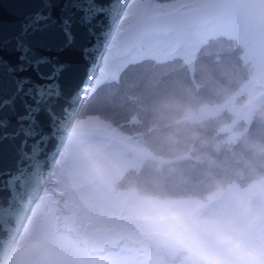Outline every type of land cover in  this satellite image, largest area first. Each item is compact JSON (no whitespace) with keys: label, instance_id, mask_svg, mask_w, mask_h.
I'll return each mask as SVG.
<instances>
[{"label":"trees","instance_id":"16d2710c","mask_svg":"<svg viewBox=\"0 0 264 264\" xmlns=\"http://www.w3.org/2000/svg\"><path fill=\"white\" fill-rule=\"evenodd\" d=\"M212 1L187 0L180 12ZM250 99L258 110L244 108ZM61 157L70 160L63 169L68 178L54 182L57 202L39 198L34 204L44 205L52 223L69 217L70 229L88 225L107 238H149L156 264L173 261L151 253L156 237L138 223L132 192L207 199L206 215L247 224L249 209L264 213V42L227 21L196 28L187 47L165 31L109 58L93 75ZM93 161L101 163L102 178L93 174ZM218 184L223 191H216ZM53 225L77 241L66 227ZM253 229L263 233L264 222ZM97 255L90 249L80 260L62 255L50 264H116Z\"/></svg>","mask_w":264,"mask_h":264},{"label":"snow or ice","instance_id":"6c2138e0","mask_svg":"<svg viewBox=\"0 0 264 264\" xmlns=\"http://www.w3.org/2000/svg\"><path fill=\"white\" fill-rule=\"evenodd\" d=\"M29 5L14 30L0 25V158L9 151L19 167L27 149L46 145L54 108L76 65L85 77L102 62L160 38L181 22L187 0H21ZM83 83V81H81ZM5 185L19 177L0 170Z\"/></svg>","mask_w":264,"mask_h":264},{"label":"rangeland","instance_id":"374dc122","mask_svg":"<svg viewBox=\"0 0 264 264\" xmlns=\"http://www.w3.org/2000/svg\"><path fill=\"white\" fill-rule=\"evenodd\" d=\"M181 22L171 26L166 32L175 37L178 45L187 47V37L190 32L204 25L220 24L227 21H235L242 30L254 37V40L264 42V0H213L210 3L199 5L193 9L180 12ZM108 60V59H107ZM218 68V66L216 65ZM88 110L87 104L82 108ZM81 109V112H83ZM69 160L64 157L55 159L48 179L45 180L37 199L39 201L57 202L55 191L58 186L54 182L57 180L65 181L68 174H63V169L67 170ZM55 185V186H53ZM47 188V189H46ZM36 199V200H37ZM51 213L44 205H33L28 220L20 232L9 259L6 264H50L54 257L66 255L74 259H82L83 254L88 250L99 252L97 257L102 260L107 258L109 261L118 264H156L157 258L150 257L148 254V242L151 239L134 235L127 236L113 235L107 238L99 235L88 225L84 227L71 226V220L62 216L61 219H54L53 223L57 227L64 226L74 233L77 241L72 242L64 233L56 232ZM61 214V213H60ZM67 223V224H63ZM252 229L249 233V244L256 245L258 236ZM79 242L83 243L81 246ZM131 242V243H130ZM155 249L160 256H166L173 263L179 264V258L161 246L155 238L151 242L150 251ZM103 257V258H102Z\"/></svg>","mask_w":264,"mask_h":264},{"label":"clouds","instance_id":"9594fccd","mask_svg":"<svg viewBox=\"0 0 264 264\" xmlns=\"http://www.w3.org/2000/svg\"><path fill=\"white\" fill-rule=\"evenodd\" d=\"M255 100L245 102L244 108L258 110ZM92 172L102 178L103 168L99 161L92 162ZM224 190L218 184L216 191ZM264 195V192L260 193ZM238 202L246 205L237 193ZM137 221L161 246L179 258V264H264V234L258 236L256 245L249 244V233L264 222V213L249 209L247 224L236 217L221 214L206 215L208 200L182 201L156 195L151 192H132Z\"/></svg>","mask_w":264,"mask_h":264},{"label":"water","instance_id":"95a60500","mask_svg":"<svg viewBox=\"0 0 264 264\" xmlns=\"http://www.w3.org/2000/svg\"><path fill=\"white\" fill-rule=\"evenodd\" d=\"M28 7L29 5L22 3L21 0H0V25L6 30H14L17 19ZM94 73L85 77V66L79 64L65 75L64 81L68 90L54 108L55 120L51 123L55 126L49 132L51 138L38 150H34L30 142L27 151L31 159L19 165L24 169L23 172H16L19 161L11 151L0 158V170L7 168L19 177L14 184L5 185L6 178L0 176V264H6L9 259L30 210L45 180L48 179L50 169L64 143Z\"/></svg>","mask_w":264,"mask_h":264},{"label":"bare ground","instance_id":"6f19581e","mask_svg":"<svg viewBox=\"0 0 264 264\" xmlns=\"http://www.w3.org/2000/svg\"><path fill=\"white\" fill-rule=\"evenodd\" d=\"M91 83V82H90ZM90 86V85H89ZM89 88V87H88Z\"/></svg>","mask_w":264,"mask_h":264}]
</instances>
